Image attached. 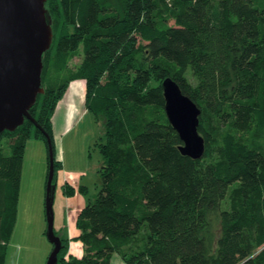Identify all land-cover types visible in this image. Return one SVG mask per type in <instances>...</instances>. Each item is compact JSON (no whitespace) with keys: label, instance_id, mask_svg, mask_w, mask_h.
<instances>
[{"label":"trees","instance_id":"16d2710c","mask_svg":"<svg viewBox=\"0 0 264 264\" xmlns=\"http://www.w3.org/2000/svg\"><path fill=\"white\" fill-rule=\"evenodd\" d=\"M44 92L0 148V264L16 221L23 151L48 144L69 81L103 127L99 190L57 264H264V0H46ZM79 55L76 68L68 63ZM200 109L204 153L181 154L162 81ZM155 84H151V81ZM121 132L130 154L115 153ZM120 137V138H119ZM130 160H132L130 162ZM49 164V152H48ZM54 178L61 163L53 158Z\"/></svg>","mask_w":264,"mask_h":264},{"label":"rangeland","instance_id":"374dc122","mask_svg":"<svg viewBox=\"0 0 264 264\" xmlns=\"http://www.w3.org/2000/svg\"><path fill=\"white\" fill-rule=\"evenodd\" d=\"M79 61L80 56H74L68 68H76ZM85 87L83 79L69 81L51 117L53 157L61 163L56 171L53 225L55 234L67 239V258L81 255L76 219L79 210L92 202L99 190V143L105 141L101 123L85 106ZM124 139L121 132L122 142L115 151L116 155L122 152L120 159L130 154ZM4 144L3 139L0 148ZM48 166L46 142L40 138L29 139L23 151L16 221L7 244L8 264H45L51 250L45 236L44 211Z\"/></svg>","mask_w":264,"mask_h":264},{"label":"water","instance_id":"95a60500","mask_svg":"<svg viewBox=\"0 0 264 264\" xmlns=\"http://www.w3.org/2000/svg\"><path fill=\"white\" fill-rule=\"evenodd\" d=\"M46 0H0V135L13 131L25 119L37 126L29 110L44 92L42 68L44 53L52 43L51 18ZM165 112L177 131L181 154L198 159L204 153V139L198 132L199 107L185 95L170 77L162 81ZM49 166L45 184V236L51 250L45 264H57L62 248L54 232L53 202L56 190L53 149L46 135Z\"/></svg>","mask_w":264,"mask_h":264},{"label":"crops","instance_id":"0c3cea01","mask_svg":"<svg viewBox=\"0 0 264 264\" xmlns=\"http://www.w3.org/2000/svg\"><path fill=\"white\" fill-rule=\"evenodd\" d=\"M73 81H75V80H72L71 82H73ZM82 252H83V250H82V246H81L80 247V254H82ZM4 264H8L6 258H5V263ZM14 264H17V263L15 262ZM110 264H127V263L124 262V260L119 256V254H114L113 253L112 256H111V259H110Z\"/></svg>","mask_w":264,"mask_h":264}]
</instances>
